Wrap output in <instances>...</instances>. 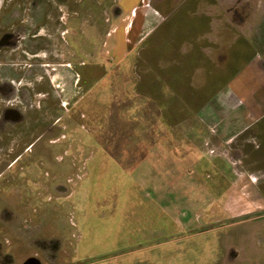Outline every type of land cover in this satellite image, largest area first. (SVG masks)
<instances>
[{"label":"rangeland","instance_id":"rangeland-1","mask_svg":"<svg viewBox=\"0 0 264 264\" xmlns=\"http://www.w3.org/2000/svg\"><path fill=\"white\" fill-rule=\"evenodd\" d=\"M116 3L129 18L140 0H68L66 33L51 30L42 66L30 69L46 74L55 97L40 113L32 112L36 98L22 120H0V264H228L231 252L257 264L264 220L181 226V209L201 223L213 210L204 192L214 174L178 136L186 93L162 89L175 101L169 106L151 101L156 88L135 89L133 33L129 43L130 21L112 22ZM103 63L111 80L86 94L89 66ZM141 68L157 75L151 63ZM161 109L173 118L159 117ZM196 193L204 198L197 205L182 200Z\"/></svg>","mask_w":264,"mask_h":264},{"label":"crops","instance_id":"crops-1","mask_svg":"<svg viewBox=\"0 0 264 264\" xmlns=\"http://www.w3.org/2000/svg\"><path fill=\"white\" fill-rule=\"evenodd\" d=\"M260 1L140 0L132 8L133 13L130 11L131 19L126 18L120 4L111 8L113 23L130 21L125 32L129 43L133 33L135 58L130 80L135 89L156 88L157 95L151 93V101L169 106L175 101L164 97L162 89L186 93L190 108L184 119L180 117L175 122L178 136L208 160L214 174L209 193L204 192L213 210L201 223L200 215L181 209L178 216L186 217L182 219L183 228L186 223L196 229L235 220L240 224L264 220V52L248 36L250 20L242 24L228 13L243 6L259 8ZM104 56L101 53V62H105ZM153 57L156 58L151 60ZM142 61L153 64L157 75L150 76L149 70L142 69ZM70 69L75 72L73 67ZM87 72L90 81L86 94L111 80L104 63L89 66ZM78 79L76 74L73 87L83 92ZM98 101L100 97L94 103ZM167 111L161 109L159 117L173 118L171 109ZM190 180L200 182L197 178H187L185 182ZM201 197L196 193L184 195L182 200L195 204L204 199Z\"/></svg>","mask_w":264,"mask_h":264},{"label":"flooded vegetation","instance_id":"flooded-vegetation-1","mask_svg":"<svg viewBox=\"0 0 264 264\" xmlns=\"http://www.w3.org/2000/svg\"><path fill=\"white\" fill-rule=\"evenodd\" d=\"M260 2L259 8L243 6L228 13L242 24L250 20L248 36L264 52V0ZM67 21L68 0H0V120H22L28 100L32 103L39 98L33 113H40L41 103L52 102L55 92L46 85V74L42 76L39 67L30 69L42 66L48 50L45 43L51 41L50 31L56 32L59 25L64 35ZM258 249L263 253L262 243ZM228 255V264H245L239 252ZM257 264H264L263 255Z\"/></svg>","mask_w":264,"mask_h":264}]
</instances>
